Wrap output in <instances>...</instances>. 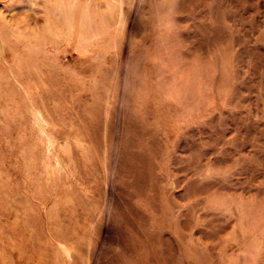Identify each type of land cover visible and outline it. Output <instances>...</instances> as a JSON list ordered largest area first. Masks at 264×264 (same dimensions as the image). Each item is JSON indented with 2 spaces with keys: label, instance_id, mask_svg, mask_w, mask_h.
<instances>
[{
  "label": "rangeland",
  "instance_id": "1",
  "mask_svg": "<svg viewBox=\"0 0 264 264\" xmlns=\"http://www.w3.org/2000/svg\"><path fill=\"white\" fill-rule=\"evenodd\" d=\"M0 264H264V0H0Z\"/></svg>",
  "mask_w": 264,
  "mask_h": 264
},
{
  "label": "bare ground",
  "instance_id": "2",
  "mask_svg": "<svg viewBox=\"0 0 264 264\" xmlns=\"http://www.w3.org/2000/svg\"><path fill=\"white\" fill-rule=\"evenodd\" d=\"M161 35V34H160ZM134 59V58H133ZM136 59V58H135ZM134 64H136V63H134ZM139 64V63H138ZM185 71V70H184Z\"/></svg>",
  "mask_w": 264,
  "mask_h": 264
}]
</instances>
